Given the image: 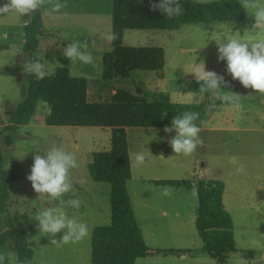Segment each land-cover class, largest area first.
Masks as SVG:
<instances>
[{
  "label": "rangeland",
  "instance_id": "374dc122",
  "mask_svg": "<svg viewBox=\"0 0 264 264\" xmlns=\"http://www.w3.org/2000/svg\"><path fill=\"white\" fill-rule=\"evenodd\" d=\"M5 3L6 0H0V6ZM65 3L67 8L61 12L45 13L39 60L47 75L54 74L59 67H67L72 76L87 78L90 100L107 99L122 87L148 100L168 95L175 102H204L208 105L199 133L203 144L187 156L175 154L168 143L175 131L166 133L165 127H132L127 130L132 167L128 189L130 196L138 202L145 198L169 203V199L175 200L174 193L187 188L158 185L153 180L192 181L194 174L202 170L204 176L207 174L210 179L224 181L223 200L234 222L232 230L237 251L225 259H216L205 251L195 225L199 197L194 192V206L190 210L184 209V215L177 218L158 215L154 221H140L149 248L192 249L193 252L181 258L162 254L136 258L134 264H264V97L233 80L226 70L227 61L218 60V43L233 37L250 41L264 35L251 31L253 33L245 37L239 32L240 26H236L238 22H212L222 29L217 32H211V24L201 22L182 23L177 29L127 30L123 40L127 46L164 47L165 66L161 71L134 70L128 76L104 81L103 55L113 47L112 41L107 40V36L112 34V0H68ZM23 19L18 14L0 17V30L22 25ZM10 34L14 35L9 41L13 44L8 50L0 49V55H27L21 48L20 38L12 32ZM1 41L0 46L3 45ZM74 41L87 42V51L94 58L93 64L79 60L71 62L63 55L64 48ZM7 59L8 56L3 61ZM8 62L12 72L0 70V124L7 123L11 111L25 96L24 85L29 83V76L18 71L21 70V59L12 56ZM201 62L205 64L206 71H214L224 77L227 86L219 91L222 95L233 93L231 102H223L211 92L199 91L200 84L191 72L199 63L202 67ZM49 110V104L40 100L30 121L13 133L11 145L6 142L8 132L0 135L5 168L17 175L10 188L9 213L14 223L28 232L29 244L34 249L31 264H91L93 228L111 222V185L94 181L88 163L92 161L93 152L108 150L109 128L48 125L44 117ZM53 145L61 146L77 157L79 167L71 170L74 192L65 194L64 199L78 197L81 202L79 209L67 207L59 201L53 204L47 196L39 198L26 179L35 152L46 151ZM141 152L145 162L136 166L135 154ZM165 191L169 194L165 195ZM187 203L186 206H190V202ZM51 206H58L70 218L86 223L90 235L75 243L51 244L50 238L39 232L37 222L31 218ZM3 222L4 216L0 226ZM175 230L178 237L176 234L171 236ZM63 234L64 230L55 238L59 241ZM8 248L9 244L3 250L6 263L17 264L16 250ZM250 251L254 252L252 257L248 256Z\"/></svg>",
  "mask_w": 264,
  "mask_h": 264
},
{
  "label": "trees",
  "instance_id": "16d2710c",
  "mask_svg": "<svg viewBox=\"0 0 264 264\" xmlns=\"http://www.w3.org/2000/svg\"><path fill=\"white\" fill-rule=\"evenodd\" d=\"M183 14L166 18L159 10L153 12L152 3L159 0H112V49L103 55L104 81L116 76L125 77L134 70L161 71L166 62L165 49L157 45L127 46L123 43L126 29H177L180 24L193 22H245L246 12L238 0L198 2L180 0ZM24 29L23 50L28 59H39L40 37L44 35L42 11L33 14ZM40 100L49 104L45 123L56 126H100L111 128V149L95 151L88 163L91 178L111 185V222L97 225L92 232L91 264H134L136 258L162 254L181 257L189 250L148 247L143 229L137 219L128 182L132 177L131 157L127 135L128 126H171L172 119L185 111L199 113L195 123L202 127L208 105L204 102H175L168 95L148 100L129 89L119 87L107 99L90 100L89 80L72 76L67 67H59L43 80L29 76L24 98L11 111L0 135L8 132L6 142L11 145L13 133L35 114ZM167 111L168 115L161 118ZM17 175L5 168V155L0 147V213L5 229L0 232V247L12 242L18 256L17 264H31L34 249L28 232L18 227L9 213L10 188ZM155 184L184 186L193 189L188 179H156ZM225 183L219 179L201 182L195 225L205 251L216 259H225L237 251L233 233L234 222L227 210L223 194ZM253 251L248 253L252 257Z\"/></svg>",
  "mask_w": 264,
  "mask_h": 264
},
{
  "label": "clouds",
  "instance_id": "9594fccd",
  "mask_svg": "<svg viewBox=\"0 0 264 264\" xmlns=\"http://www.w3.org/2000/svg\"><path fill=\"white\" fill-rule=\"evenodd\" d=\"M142 3L143 0H140ZM243 7L254 9V23L251 31L264 32V5L259 0H243ZM67 8V4L61 0H6L0 6V17L8 14H18L23 17V26L27 27L31 23L34 13L44 11L45 13H59ZM150 8L153 12L159 10L166 18L172 19L183 14V5L180 0H159V3H152ZM67 14V13H65ZM115 34L107 36L109 42L116 39ZM218 43V42H217ZM88 44L74 41L69 43L63 50V55L71 62L76 60L84 64H93L94 58L87 51ZM20 53V50H18ZM218 60L227 61V72L233 80H238L245 88H250L254 92L264 97V37L255 40H242L237 37L228 39L226 42L218 43ZM199 64L191 73L195 74L196 81L200 84V92H211L214 97L223 101L231 102L234 95H222L220 89L227 86L222 75L214 71H206L203 62ZM22 72L36 80H43L47 73L44 65L39 59L33 57L26 59L22 65ZM168 115L167 111L161 114L163 119ZM199 118V113L185 111L177 114L171 121V126H165L164 131L175 135L168 140L170 147L175 154L185 156L196 151L197 147L203 144L199 136L201 128L195 123ZM34 162L30 174L26 179L31 182L32 187L39 198L47 196L49 202L59 201L67 207L79 209V198L64 199L65 194L73 193L71 182V170L79 167L77 157L74 153L66 151L61 146L53 145L46 151H36ZM145 162V156L141 153L135 154V165L140 166ZM165 195L169 194L167 191ZM37 222L40 233L50 238L51 244H68L83 240L90 235V230L86 223L78 222L76 218H70L66 211L58 206L47 207L35 213L31 217ZM64 230L61 240L55 237ZM5 256L0 254V264H4Z\"/></svg>",
  "mask_w": 264,
  "mask_h": 264
},
{
  "label": "crops",
  "instance_id": "0c3cea01",
  "mask_svg": "<svg viewBox=\"0 0 264 264\" xmlns=\"http://www.w3.org/2000/svg\"><path fill=\"white\" fill-rule=\"evenodd\" d=\"M65 1H68V0H61V2H63V3H65ZM195 1H198V2H209V1H213V0H195ZM238 1L241 3V5H243V0H238ZM259 3L261 5H264V0H259ZM243 8H244V10L246 12L245 22L237 23L236 26H240L239 27L240 28L239 32L243 36L246 37L249 33L250 34L253 33V32H251V26L255 22L254 21V16L252 15L254 9L245 8V7H243ZM112 10H113V4H112ZM42 12H43L42 14H43V17H44L43 19H44V26H45L46 25V16H45V12L44 11H42ZM211 25H212L211 26V32L212 31L213 32H217V31H221L222 30L220 28L215 27L213 24H211ZM214 28H216V29H214ZM223 28L228 31L227 28H225V27H223ZM61 29L65 30V28H61ZM127 30H138V29H126L125 32H124V36L126 35ZM141 30H148V29H141ZM151 30H166V29H151ZM9 32L10 33L12 32V33L16 34V37L20 38V42H22L21 48L23 49V43H24L23 24L19 25L17 27H14L12 25V26L8 27V30H3V31L0 30V39L2 40L1 44H3L2 46H0V49L8 50L9 46L11 44H13V43H10L9 41H10V38H12L14 35L10 34ZM255 33L256 34L262 33L261 35H264V32H260V31H256ZM41 37H40V40H41ZM123 40H124V37H123ZM7 56H8V59L10 57H12V56H17V57H19L21 59V63H19L21 65L20 66L21 70L18 69V71L22 72V65L25 62V60L28 59V55H0V59L2 61V65L0 66V70L4 71L6 73L12 72V67L10 66V63L8 62V59L3 61L4 59H6ZM21 72H19V73H21ZM22 74H24L25 76L28 75V74L23 73V72H22ZM20 82H22L21 79H20ZM27 86H28V84H25L24 87H23L25 89L24 90L25 94H26ZM44 120H45V117H44ZM5 124H0V130L2 129L3 125H5ZM96 127H100V126H96ZM132 127L143 128L144 126H128L127 130L129 128H132ZM155 127H158V126H151L150 128H155ZM108 128H109L108 132H109L110 136H109V140H108V143H107L106 147H107L108 150H110L111 149V128L110 127H108ZM129 150H130V148H129ZM130 157H131V154H130ZM198 172H202V180L205 177L209 178V176L207 174H206V176H204V171L201 170V171H198ZM202 180H201V182H202ZM194 192H195L194 189H184L183 191H177L176 193H174L175 200H174V198L173 199H169V203H166L165 201H162V200L161 201H152L150 199H146L145 200V198H141V200L138 202V199L135 200L134 198H132V196H131V199H132V203H133V207L135 209V213H136L137 219H138L140 225L143 228V225L140 222L141 219H144V220H149L150 219V220L154 221L157 218L158 215L160 217L161 216L171 215V216H175L176 218L181 216V215H184L185 214L184 213V209L185 210H190L194 206ZM184 201L190 202V206H188V205L186 206V204H188V203L184 202ZM197 201H198V199H197ZM196 207H197V204H196ZM0 216L3 217L4 215L0 213ZM2 217H0V220H1ZM194 219H196L195 215H194ZM5 228L6 227H5L4 222H3V225L1 224V226H0V232H2ZM157 228H159V227H157ZM143 233H144V236H145V239H146V232H145L144 228H143ZM159 233H160V231H159ZM152 234H154V232H152ZM178 234L179 233L177 232V230H175L174 234H171V236L175 235V236L178 237ZM146 241H147V239H146ZM8 244H9V248H8L9 250L12 251V250L15 249L13 244H12V242H9ZM174 247H181V246H174ZM170 249H175V248H170ZM3 250H4V246L0 247V252L2 251L1 254H4ZM185 250H189V252L187 254L193 252L192 249H185ZM187 254H184L181 257H183V256H185ZM181 257H179V258H181ZM6 260L4 261V264H7Z\"/></svg>",
  "mask_w": 264,
  "mask_h": 264
},
{
  "label": "water",
  "instance_id": "95a60500",
  "mask_svg": "<svg viewBox=\"0 0 264 264\" xmlns=\"http://www.w3.org/2000/svg\"><path fill=\"white\" fill-rule=\"evenodd\" d=\"M201 180H202V172H196L192 178L191 183L197 195H199L200 193ZM204 180L208 182L209 178L205 177Z\"/></svg>",
  "mask_w": 264,
  "mask_h": 264
}]
</instances>
